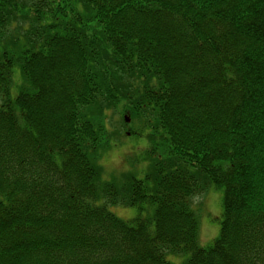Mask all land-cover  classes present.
I'll return each mask as SVG.
<instances>
[{
	"label": "trees",
	"instance_id": "16d2710c",
	"mask_svg": "<svg viewBox=\"0 0 264 264\" xmlns=\"http://www.w3.org/2000/svg\"><path fill=\"white\" fill-rule=\"evenodd\" d=\"M144 128V176L105 179L110 138ZM212 183L203 246L193 200ZM170 253L264 264V0H0V264Z\"/></svg>",
	"mask_w": 264,
	"mask_h": 264
},
{
	"label": "rangeland",
	"instance_id": "374dc122",
	"mask_svg": "<svg viewBox=\"0 0 264 264\" xmlns=\"http://www.w3.org/2000/svg\"><path fill=\"white\" fill-rule=\"evenodd\" d=\"M110 114L112 121L109 128L114 131L118 126H122V118L117 112ZM146 132L147 129L144 128L137 134L124 133L117 138L115 136L110 138V149L104 152L101 160L105 179L123 172H133L135 175L144 176L150 161ZM223 197V190L212 183L206 194L193 200V206L200 219L199 243L203 246L211 245L220 234L224 211ZM109 208L117 216L126 220L146 214V211H140L136 206L116 204L109 205ZM188 257V253L168 254L169 260L174 264H182Z\"/></svg>",
	"mask_w": 264,
	"mask_h": 264
}]
</instances>
